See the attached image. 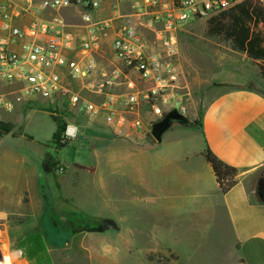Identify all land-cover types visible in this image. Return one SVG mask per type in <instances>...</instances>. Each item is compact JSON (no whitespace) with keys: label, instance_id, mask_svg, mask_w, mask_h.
<instances>
[{"label":"rangeland","instance_id":"rangeland-1","mask_svg":"<svg viewBox=\"0 0 264 264\" xmlns=\"http://www.w3.org/2000/svg\"><path fill=\"white\" fill-rule=\"evenodd\" d=\"M207 20L185 25L174 37L186 117L196 123L191 129L198 128L201 107L210 98L211 78L228 74L218 71V63L234 66L236 60L233 54L215 58L218 48L213 46L231 44L209 37ZM146 35L152 50L161 48L151 33ZM163 117L146 113L141 138L122 139L102 118H88L62 98L24 104L12 113L0 109V123L10 127L0 132V197L7 207L0 204V231L11 233L14 248L21 246L22 236L35 234L37 241H29L26 249L38 264L42 259L89 264L90 254L94 264H201L203 259L193 253L194 241L187 238L188 225L161 215L155 202L158 187L168 191L173 183L171 167L156 155L169 148L162 144L145 151L157 143L151 128ZM69 123L78 126V137L58 143L54 135ZM26 151L42 162L43 185L39 166ZM104 219L114 220L118 230L98 232ZM168 248L179 252L181 260L164 251Z\"/></svg>","mask_w":264,"mask_h":264},{"label":"built area","instance_id":"built-area-1","mask_svg":"<svg viewBox=\"0 0 264 264\" xmlns=\"http://www.w3.org/2000/svg\"><path fill=\"white\" fill-rule=\"evenodd\" d=\"M244 1L114 0L103 19L106 0H0V109L62 98L119 136L144 130L146 113L161 118L177 109L186 116L175 34ZM70 8L81 11L75 33L60 14ZM147 32L161 48L152 50ZM105 41L111 70L99 68L96 57ZM123 83L127 90L114 93ZM77 137L78 126L67 124L63 142Z\"/></svg>","mask_w":264,"mask_h":264},{"label":"crops","instance_id":"crops-1","mask_svg":"<svg viewBox=\"0 0 264 264\" xmlns=\"http://www.w3.org/2000/svg\"><path fill=\"white\" fill-rule=\"evenodd\" d=\"M112 1L106 0L100 18L109 16ZM60 14L71 25L70 31H79L81 11L78 8L65 9ZM3 35L0 29V36ZM213 47L218 48L217 60L227 54H233L236 60L234 66L218 63V71L225 70L228 74L219 80L211 78L213 81L207 87L211 95L201 107L198 128L179 125L174 131V125L164 134L162 143L145 150L152 152L162 144L170 150L156 154L171 167L173 183L170 193L158 187L160 193L155 202L161 215L163 211L188 225L191 235L187 238L194 241L193 253L203 259L201 264H264V201L258 194V183L264 178V78L245 53L221 45ZM96 57L99 68L111 70L116 65L109 41H105ZM126 90L127 85L123 83L113 92L122 94ZM138 134L129 130L116 136L139 139ZM207 147L222 162L239 170L236 185L225 194L202 156ZM4 200L1 196L0 204L5 209ZM7 212L4 210L3 215ZM29 241H37L35 234L22 236L21 246L14 248L11 233L1 230L0 264H38L27 256ZM51 251L54 252L50 250L48 256ZM164 251L181 256L173 249ZM88 259L89 264H94L91 254ZM40 264L56 263L42 259Z\"/></svg>","mask_w":264,"mask_h":264},{"label":"trees","instance_id":"trees-1","mask_svg":"<svg viewBox=\"0 0 264 264\" xmlns=\"http://www.w3.org/2000/svg\"><path fill=\"white\" fill-rule=\"evenodd\" d=\"M207 34L209 37L228 41L233 51L245 53L249 60L257 64L259 75L264 78V3L260 0H246L228 11L211 17L207 20ZM65 127L64 125V130ZM64 130L61 134L54 135L58 143L63 142ZM9 131V125L0 123L1 133ZM59 146L65 148V145ZM202 156L212 168L220 191L223 194L229 192L238 181L239 170L222 162L208 147ZM45 169L48 170L47 164ZM97 229L95 230L98 232H104L102 225ZM149 261L152 259L149 258Z\"/></svg>","mask_w":264,"mask_h":264},{"label":"water","instance_id":"water-1","mask_svg":"<svg viewBox=\"0 0 264 264\" xmlns=\"http://www.w3.org/2000/svg\"><path fill=\"white\" fill-rule=\"evenodd\" d=\"M180 125L182 127H192L196 123H191L190 120L177 109H173L165 114V116L159 121L155 122L151 128V135L157 143H162L163 136L167 133L174 125ZM36 164L39 166V179L43 185L45 180V172L42 162L32 155L30 152H25ZM258 194L264 201V178L258 183ZM103 231H114L118 230L116 222L112 219H104L101 222Z\"/></svg>","mask_w":264,"mask_h":264}]
</instances>
